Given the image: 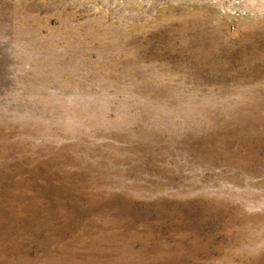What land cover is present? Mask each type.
Wrapping results in <instances>:
<instances>
[{"label":"rangeland","instance_id":"rangeland-1","mask_svg":"<svg viewBox=\"0 0 264 264\" xmlns=\"http://www.w3.org/2000/svg\"><path fill=\"white\" fill-rule=\"evenodd\" d=\"M0 264H264V0H0Z\"/></svg>","mask_w":264,"mask_h":264}]
</instances>
